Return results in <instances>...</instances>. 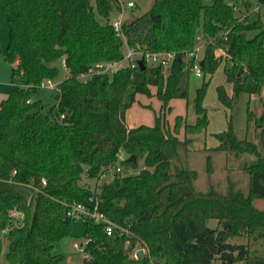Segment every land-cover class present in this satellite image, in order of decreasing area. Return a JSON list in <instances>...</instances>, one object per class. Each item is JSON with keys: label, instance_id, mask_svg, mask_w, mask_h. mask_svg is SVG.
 Listing matches in <instances>:
<instances>
[{"label": "trees", "instance_id": "16d2710c", "mask_svg": "<svg viewBox=\"0 0 264 264\" xmlns=\"http://www.w3.org/2000/svg\"><path fill=\"white\" fill-rule=\"evenodd\" d=\"M126 1L0 0L10 29L4 57L14 85L0 104V233L12 225L14 212L25 217L24 225L7 236V263L61 264L64 257L52 250L73 234L68 207L93 199L127 233L110 237L104 227L84 222L89 259L83 264H264V211L255 205L264 200V113L257 117L248 111V122L260 129V144L238 139L230 125L215 134L218 146L206 149L208 172L212 154L254 158L244 166L247 193L233 183L227 195L200 192L196 173L172 163L188 151L192 136L207 133V77L223 61L233 95L219 86L222 105L232 109L242 93L264 94V17L239 16L229 0H154L147 13L123 24L121 37L111 21ZM255 1L264 9V0ZM200 34L206 47L197 119L190 124L186 116H177L171 128L166 113L172 100L189 97L195 75L187 55ZM126 45L177 57L167 76L163 67L146 65L144 71L127 66L95 75L87 83L79 78L99 63L124 60ZM217 50L225 53L223 59H216ZM59 60L69 72L59 87L58 106L45 112L36 97L58 76L54 64ZM139 95L161 103L154 126L126 124ZM121 152L137 158L124 163L137 168L141 161L143 168L116 175L95 191L86 187L84 179L101 182ZM127 242L131 250L147 247L148 254L134 260Z\"/></svg>", "mask_w": 264, "mask_h": 264}, {"label": "rangeland", "instance_id": "374dc122", "mask_svg": "<svg viewBox=\"0 0 264 264\" xmlns=\"http://www.w3.org/2000/svg\"><path fill=\"white\" fill-rule=\"evenodd\" d=\"M154 0H127L125 3L133 2L134 8H126L123 11V22L129 23L140 16L147 13ZM250 2L252 6H246L245 3ZM236 4L233 0H229V4H233L234 8L239 16H249L254 19L259 13L264 17V9L255 0H237ZM260 7V11L255 12L256 7ZM120 14L113 16L112 20H117ZM10 29L7 18L0 7V93L9 96L11 94L12 86V66L8 64L4 57L5 49L9 43ZM130 62L125 60L121 66H128ZM58 68V76L51 80L52 87L44 86L40 89L36 100H40L44 106L45 112L50 111L53 107L58 106L60 96V85L66 79L67 72L62 60L57 61L54 64ZM224 61L219 67L218 71L210 80L207 96L204 101V106L208 110L209 126L207 129V136L205 134L192 136L194 139L193 144L189 147L187 153L181 154V162L183 165L190 169L195 170L198 173V179L196 181V188L201 192H208L213 187L218 192L227 195L229 194L232 181L238 185V188L243 192L249 190V175L244 171L245 164L250 165L254 162L253 157H244L242 159H236L233 156H227L222 154L216 159L217 154H212L214 159L213 163L216 170L213 174L208 173L207 157L205 153V147L209 148L218 145V141L215 138V134H219L227 131L230 125L233 128V132L240 140H248L260 144V129H257L255 123L248 122V111L258 114L259 108L262 109L261 117L264 113V94L260 96H250L249 94L242 93L236 99V104L232 109L225 107L218 99L217 88L224 86L229 95H233L232 87L226 82V76L224 73ZM203 83L202 79H198L195 76L191 77L190 92L188 99H174L171 101V112L166 113L168 126L174 127L175 119L177 116H186L190 124H194L197 119L195 111V98L196 91L201 87ZM155 94V90L153 91ZM161 110V103L155 97H148L145 95H139L136 103L126 113V124L128 126L137 127L140 125L154 126L156 123L155 113H159ZM183 137V134L180 135ZM256 140V141H255ZM207 143V145H206ZM127 156V155H126ZM128 158V157H127ZM177 164L180 162L177 161ZM122 168L121 175L136 174L143 168V163L138 162L137 168L130 163H121ZM214 169V168H213ZM113 178L109 175L105 180L101 182L90 181L84 179L85 184H89V188L92 191L96 190L98 185L103 182H109ZM26 192V191H25ZM257 208L264 211V200H257L255 202ZM0 239L3 244V254L0 256V264H7L5 255L8 250V238L4 233H0ZM85 242V226L82 222L76 221L73 224V234L71 237L65 238L56 242L53 246L52 253L54 255H62L64 261L61 264H67L68 259H72V264H83L82 244ZM77 244L78 248L74 247ZM260 247V254L264 255V244Z\"/></svg>", "mask_w": 264, "mask_h": 264}, {"label": "built area", "instance_id": "2783aa9c", "mask_svg": "<svg viewBox=\"0 0 264 264\" xmlns=\"http://www.w3.org/2000/svg\"><path fill=\"white\" fill-rule=\"evenodd\" d=\"M122 3V2H121ZM230 6H233V4H229ZM135 4L133 2L122 3V12L120 13L117 20H112L111 24L114 27L117 34L121 37H123L122 29H123V11L126 8H134ZM260 11V7L255 8V12ZM206 47V38L203 34H200L197 37V46L195 50L187 55L188 59L194 60V66H193V73L195 77L198 79L204 78V73L201 67V61H202V54ZM125 58L122 61H115V62H102L96 65L94 69L89 70L88 72L81 74L80 79L87 83L93 76L95 75H104V74H114L115 72L119 71L122 68H125L124 66H121L122 62L125 60H128L130 64L129 67L135 68L139 67V62H144L145 65H149L152 67H163L165 76L169 74L170 67L173 64L174 60L176 59L175 53H169V52H150L144 48H132L126 45L125 47ZM216 59H223L225 57V53L222 50H217L215 53ZM127 67V66H126ZM66 72H69L68 69L65 67ZM52 87L51 81H47L43 84L44 86ZM123 152H121L118 155V162L115 167L107 171L105 174H103L100 177V181L105 180L109 175L112 178H115L116 175H121L122 168L120 166L121 163H124L128 158ZM44 184H46L44 182ZM89 184H86V187L89 188ZM67 215L69 218L74 220L75 222H86L90 221L95 225H100L104 227L105 232L108 236L112 237L114 233L117 231L120 232L121 235L126 234L127 231L115 223H113L110 219L107 218L106 215H104L100 209H99V202L96 200L91 199L89 204H82V203H72L68 207ZM12 225L5 229L2 233H4L6 236L10 234V232L13 229L20 228L24 225V215L20 214L18 212H14L12 214ZM88 244L87 241H85L82 244V253H83V260L89 259V255L85 252V247ZM78 248V246H75ZM126 247L131 250L130 242H127ZM139 251H142L143 256L148 254V248L143 246H136L134 249L131 250V256L134 260H139L141 257L138 255Z\"/></svg>", "mask_w": 264, "mask_h": 264}, {"label": "crops", "instance_id": "0c3cea01", "mask_svg": "<svg viewBox=\"0 0 264 264\" xmlns=\"http://www.w3.org/2000/svg\"><path fill=\"white\" fill-rule=\"evenodd\" d=\"M224 67V66H223ZM230 85V84H229ZM231 87H232V85H230ZM11 88H12V90H11V92L13 91V89H14V85L12 84V86H11ZM6 98H8V96L6 95V94H1L0 93V104H1V102L3 101V100H5ZM261 112H262V109L261 108H259V111H258V114L257 115H260L261 114ZM130 128H134V127H132V126H129ZM208 134L206 133L205 134V136H207ZM256 141V140H255ZM206 145H207V143H206ZM218 146V145H217ZM217 146H213V147H211V148H215V147H217ZM211 148H209L208 146H206L205 147V153L207 154V155H209V153L206 151V149L208 150V149H211ZM183 154H185V153H187V152H182ZM181 153V154H182ZM222 155V153L221 154H217L216 155V159H218L220 156ZM177 161L178 162H180V164H177ZM213 161H214V159L212 158V163H213ZM172 163H173V165H174V167L175 166H184L183 165V163L181 162V157L178 159V160H173L172 161ZM213 166H214V164H213ZM212 166V167H213ZM185 167V166H184ZM186 168V167H185ZM214 168V169H213ZM212 168V171L211 172H208L209 174H213V172H214V170H216L215 169V167H213ZM188 169V168H187ZM190 170V169H189ZM191 171H193V172H195L196 173V181H197V179H198V173L195 171V170H191ZM196 181H195V187H196ZM231 183H233L234 185H235V189L236 190H240L239 188H238V185L237 184H235L233 181L231 182ZM197 189V188H196ZM198 190V189H197ZM211 190H216V189H214L213 187L211 188ZM199 191V190H198ZM210 191V190H209ZM217 191V190H216ZM201 192V191H200ZM203 193H205V192H203ZM207 193V192H206ZM77 244H74V247L76 246ZM72 259L71 258H69L68 259V262H67V264H72ZM8 264V263H7Z\"/></svg>", "mask_w": 264, "mask_h": 264}, {"label": "water", "instance_id": "95a60500", "mask_svg": "<svg viewBox=\"0 0 264 264\" xmlns=\"http://www.w3.org/2000/svg\"><path fill=\"white\" fill-rule=\"evenodd\" d=\"M139 67H140V69H141L142 71H144V70L146 69V65H145L144 62H142V61L139 62ZM136 161H137V158H136L135 156H132V157H129V158H128V162H133V163H135ZM138 255H139L140 257H143V253H142V251H139Z\"/></svg>", "mask_w": 264, "mask_h": 264}]
</instances>
